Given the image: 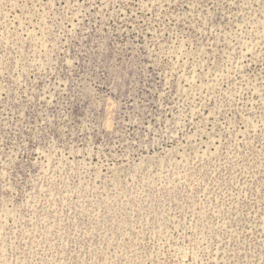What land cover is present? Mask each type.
I'll return each mask as SVG.
<instances>
[{"label":"rangeland","instance_id":"rangeland-1","mask_svg":"<svg viewBox=\"0 0 264 264\" xmlns=\"http://www.w3.org/2000/svg\"><path fill=\"white\" fill-rule=\"evenodd\" d=\"M0 264H264V0H0Z\"/></svg>","mask_w":264,"mask_h":264}]
</instances>
